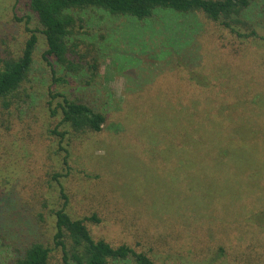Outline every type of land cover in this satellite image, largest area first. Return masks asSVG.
Wrapping results in <instances>:
<instances>
[{"label":"rangeland","instance_id":"374dc122","mask_svg":"<svg viewBox=\"0 0 264 264\" xmlns=\"http://www.w3.org/2000/svg\"><path fill=\"white\" fill-rule=\"evenodd\" d=\"M27 5L0 0V60L18 57L30 36ZM155 14L77 13L70 45L89 59L58 73L60 83L38 33L21 91L32 97L0 153V198L15 211L7 227H31L25 241L64 264L52 238L64 193L73 219L96 218L86 222L94 240L155 264H264V22L240 39L201 12ZM57 91L106 115L103 130L61 126L50 113Z\"/></svg>","mask_w":264,"mask_h":264},{"label":"trees","instance_id":"16d2710c","mask_svg":"<svg viewBox=\"0 0 264 264\" xmlns=\"http://www.w3.org/2000/svg\"><path fill=\"white\" fill-rule=\"evenodd\" d=\"M256 0H27V7L35 17L38 26H29L32 17L25 16L26 31L30 36L23 42L18 57L0 60V153L7 146L10 136L22 120L21 114L28 106L31 95L25 101L23 85L33 72L35 53L39 44L38 33L45 40L43 59L51 67L53 79L60 83L58 73L76 74L88 63L86 58L76 60L75 46L70 45L75 36L78 22L77 13L85 10L105 11L111 15L127 16L141 21L153 18L157 11L171 9L181 14L201 12L209 20L216 22L240 39L258 36L257 26L264 22V4L260 11H254ZM256 12V13H254ZM17 20V17H16ZM19 21L22 19L18 18ZM81 20V19H80ZM261 20V21H259ZM84 25L81 27L83 28ZM77 46V45H76ZM83 59V60H82ZM92 68L97 71V66ZM51 98L60 99L52 117L61 118V126H68L75 132L99 133L107 121L106 115L80 101L69 99L65 92L50 93ZM51 103V102H50ZM7 131V132H4ZM65 136V132L53 131ZM16 135L13 136V138ZM23 136L19 139L23 141ZM5 155L0 156V168L6 167ZM63 193V190H62ZM64 203L55 210L54 247L61 250L64 264H111L133 258L134 264H155L146 254L138 253L127 245L112 247L103 240H94L86 222L95 217L73 219L67 212L68 198L63 193ZM7 196L0 198V264H50L52 249L45 244L26 242L29 229L21 225L16 231L8 229L14 209ZM14 217V216H13Z\"/></svg>","mask_w":264,"mask_h":264}]
</instances>
